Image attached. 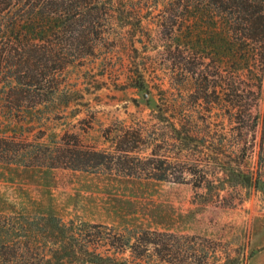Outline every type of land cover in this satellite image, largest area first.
<instances>
[{
	"label": "rangeland",
	"instance_id": "rangeland-1",
	"mask_svg": "<svg viewBox=\"0 0 264 264\" xmlns=\"http://www.w3.org/2000/svg\"><path fill=\"white\" fill-rule=\"evenodd\" d=\"M23 1L8 6L0 0V81L14 73L18 55L28 47L24 35L17 38L4 27L28 9ZM93 1L106 19L101 20L105 34L94 55L56 72L61 104L41 113L8 114L13 122L0 109V132H22L32 140L44 130L42 141L76 134L83 145L112 155V168L0 164V212L52 214L61 230L46 235L47 241L74 235L90 250L131 263L129 248L122 250L126 237L148 230L162 234L154 264H264V192L225 185L217 195L213 188L222 175L220 159L236 149L233 126L224 120V111L210 109L202 99L194 102L187 55L176 48L177 39L184 41L179 31L184 7L175 0ZM116 9L129 17L125 26L116 24ZM205 63L213 65L209 57ZM212 67L207 73L214 85L219 79ZM263 103L264 77L254 107L259 124L251 139L253 154L245 160L249 167L255 163ZM175 128L182 133L192 129L194 135L188 134V142L179 140ZM137 129L142 131L138 141L132 132ZM124 130L130 134L117 143ZM225 131L230 137L226 145ZM159 175L167 180L156 179ZM206 179H214L211 190Z\"/></svg>",
	"mask_w": 264,
	"mask_h": 264
},
{
	"label": "trees",
	"instance_id": "trees-1",
	"mask_svg": "<svg viewBox=\"0 0 264 264\" xmlns=\"http://www.w3.org/2000/svg\"><path fill=\"white\" fill-rule=\"evenodd\" d=\"M175 1L184 7L179 24L184 41L177 39L176 48L180 55H187L185 64L190 71L194 102L202 99L211 105L210 109L224 111V120L233 126L231 138L236 149L220 159L222 175L216 179L218 187L213 188L217 195L225 185L264 192V103L255 163L253 167L245 165V160L253 154L251 139L259 124L254 107L264 77V0ZM5 2L9 6L12 0ZM23 3L29 4L28 9L19 17H11L4 26L17 38L24 35L26 46L31 48L28 51L31 55L28 54L25 61L23 57L28 47L23 48L14 73L5 77L8 80L0 81V109L7 113L9 122L13 120L8 114L18 117L25 109L41 113L50 107L57 108L61 104L62 89L56 72L76 60L94 55L105 34L101 20L106 19L101 17L93 0H24ZM115 12L117 15L112 13V16L116 24L125 26L124 20L129 17L125 18L121 9ZM47 36H50L48 41ZM52 38L56 41H51ZM29 56H32V67L28 65ZM208 57L213 65L205 63ZM212 66L217 69L215 78L219 79L214 85L210 83L213 75L207 73ZM134 87L144 88L141 83H134ZM57 99L59 103L54 102ZM181 128L173 129L177 139L188 142V134L194 135L192 129L182 133ZM132 132L137 141L141 140V130ZM43 134L44 130L37 138L28 140L22 132L16 136L18 133L7 135L1 131L0 164L44 170L112 168V155L83 145L76 134L65 132L57 140L42 141ZM128 134L130 132L124 130L117 143L123 142ZM228 135L225 131V145L230 138ZM115 150L123 151L118 147ZM128 151L131 149L124 150ZM156 179L167 180L164 175ZM206 182L211 190L214 179H206ZM58 230H61V222L52 214L27 210L0 212V264H154L153 256L161 251L158 237L162 234L156 231L145 230L141 236L126 237L122 250L129 248L135 261L131 263L90 250L74 235L66 241L45 239ZM137 248L140 251L137 252Z\"/></svg>",
	"mask_w": 264,
	"mask_h": 264
}]
</instances>
